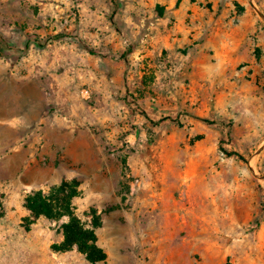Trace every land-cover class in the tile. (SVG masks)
<instances>
[{"label": "rangeland", "instance_id": "rangeland-1", "mask_svg": "<svg viewBox=\"0 0 264 264\" xmlns=\"http://www.w3.org/2000/svg\"><path fill=\"white\" fill-rule=\"evenodd\" d=\"M0 35V264H92L24 207L63 182L100 264H264V0H0Z\"/></svg>", "mask_w": 264, "mask_h": 264}, {"label": "trees", "instance_id": "trees-1", "mask_svg": "<svg viewBox=\"0 0 264 264\" xmlns=\"http://www.w3.org/2000/svg\"><path fill=\"white\" fill-rule=\"evenodd\" d=\"M37 42V41H36ZM29 49L27 44L24 50L11 47L7 40L0 35V53H15L25 52ZM166 119H162L164 121ZM228 156H235L241 160L244 157L236 152H227ZM63 182L60 186L52 188L50 194H44L43 192H35L29 195L25 199L24 207L30 213L33 219L38 217H46L49 219H58L66 217L67 221L63 224L64 242L61 250H69L76 246L78 250L85 253L87 260L92 264H100L105 260L104 252L97 246V239L92 229H86L81 223L79 218L74 214L71 200L75 197L76 192H71L73 187ZM69 193H73L68 195Z\"/></svg>", "mask_w": 264, "mask_h": 264}, {"label": "built area", "instance_id": "built-area-1", "mask_svg": "<svg viewBox=\"0 0 264 264\" xmlns=\"http://www.w3.org/2000/svg\"><path fill=\"white\" fill-rule=\"evenodd\" d=\"M85 95H86V96H88V95H89V93L86 91V92H85Z\"/></svg>", "mask_w": 264, "mask_h": 264}]
</instances>
